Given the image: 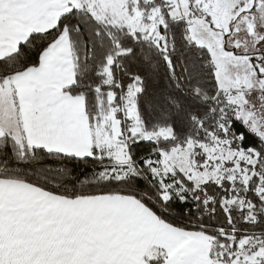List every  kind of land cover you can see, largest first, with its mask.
<instances>
[{
  "label": "snow or ice",
  "instance_id": "snow-or-ice-1",
  "mask_svg": "<svg viewBox=\"0 0 264 264\" xmlns=\"http://www.w3.org/2000/svg\"><path fill=\"white\" fill-rule=\"evenodd\" d=\"M262 4L264 0H252L241 15L255 14ZM67 7L56 29L29 37V42L40 41L38 50L26 48V42L18 46L19 51L36 52L30 57L35 62L24 71L37 67L44 50L68 30L64 21L78 9L71 3ZM96 35L102 48V34ZM115 46V56L109 53L101 66L108 72L118 67L122 54L119 42ZM257 48L247 58L264 85V40ZM18 74L9 58H0V90L6 84L13 88L11 103L0 102V264H264V231L240 227L264 216V135L236 115L238 106L231 115L222 111L216 127L221 139L248 159L222 165L215 154L196 148L193 171L218 166L223 171L222 177L197 183L193 172L165 162V154L177 145L150 134L141 114L140 75H130L123 84L91 86L96 101L92 112L87 93H74L85 98V134L83 117L76 126L73 118L48 110L55 105L33 107L24 115L28 98L18 97L12 83ZM96 75L104 79L99 68ZM221 95L218 88V99ZM249 95L253 110L264 105V87L250 90L245 100ZM133 104L143 131L129 115ZM259 115L264 120V108ZM234 121L258 143L249 144L242 130L233 131ZM141 141L155 147L141 154ZM54 158L64 165L54 167L49 162Z\"/></svg>",
  "mask_w": 264,
  "mask_h": 264
},
{
  "label": "trees",
  "instance_id": "trees-1",
  "mask_svg": "<svg viewBox=\"0 0 264 264\" xmlns=\"http://www.w3.org/2000/svg\"><path fill=\"white\" fill-rule=\"evenodd\" d=\"M165 4V0H153L151 3L142 1L141 8L144 18L152 9L160 8L163 19L161 33L165 39L167 53L161 50L147 32H133L126 26L105 25L83 8L71 14L64 21L68 24V30L64 34L68 35L73 50L75 82L67 92L72 96H77L74 94L76 92L87 93L88 111L92 112L96 101L91 86L98 83L123 84L130 75H140L144 81V93L140 97L141 114L150 134L153 138L172 140L177 145L174 150L166 153L170 156L176 150H185L187 158L189 154L188 159L191 160L183 164L181 170L193 172L192 179L197 183H204L209 179H215L218 174L222 177L223 171L220 167L216 173L214 172L216 168H213L211 171L215 176L212 174L205 176L206 171L211 172L207 169L204 172L193 171L196 148H200L203 153L210 156L215 154L214 159H220L222 165L234 159L247 160L248 157L246 153L231 149L230 141L221 139V129L216 127L220 123L217 117H220L221 112L226 110L231 115L233 108L225 94L219 99L217 97L220 87L216 80L215 65L210 51L189 38V23L186 24L184 19L172 17L167 12ZM76 26L80 28L79 33L76 31ZM56 28L57 25L52 29ZM48 32L49 30L34 34ZM97 32L102 34V48ZM29 37L23 42H26L25 47L38 50L40 41L29 42ZM117 42L122 54L116 60L118 67L113 72H108L101 66L109 53L115 56L118 50L115 46ZM128 48L132 49L129 54L126 51ZM35 55V51L25 53L17 48L14 53L6 57L9 58V64L15 65L20 74L27 65L35 62L30 59ZM166 55L168 60L165 59ZM40 62L41 59L39 64ZM98 68L104 73L103 80L96 75ZM194 118H196L195 122ZM201 120L204 121L203 124L200 123ZM243 122L248 125L244 120ZM233 123L235 125L233 131L242 130L249 144L258 143L257 138L243 125L238 121ZM140 127L143 131L144 125L140 123ZM250 130L253 131L251 128ZM141 143L145 144V152L141 154H146L155 147L152 142L141 141ZM180 145L183 147H179ZM220 156L222 159L219 158ZM49 162L54 167L64 165V161L58 158ZM240 227L242 230L264 231V216H261L256 224H241Z\"/></svg>",
  "mask_w": 264,
  "mask_h": 264
},
{
  "label": "rangeland",
  "instance_id": "rangeland-1",
  "mask_svg": "<svg viewBox=\"0 0 264 264\" xmlns=\"http://www.w3.org/2000/svg\"><path fill=\"white\" fill-rule=\"evenodd\" d=\"M142 1L151 3L153 0H76L75 8L88 10L105 25L126 26L133 32H147L161 50L165 51L166 43L161 33L163 25L161 10L154 8L144 18ZM165 5L172 17L184 19L189 23V38L210 51L220 90L224 92L232 108L238 106L236 115L254 132L264 135L262 131L264 120L259 115L264 105L253 110L249 104V101L255 102L253 96L249 95L248 100H245V95L250 90L255 91L264 87L257 82L247 58L255 55L259 50L257 45L264 40V4L258 6L255 14L243 16L241 13L252 7V0H167ZM65 39L67 35L50 47L51 50L56 51L51 56L61 59L58 66L64 85L68 82L67 78L64 79V68L67 71L68 63L64 61L68 58L63 51L67 48ZM31 73L19 74L14 78L12 83L15 84L17 96L49 97L57 94L58 89L48 86L47 79L45 82L33 79ZM11 94L13 95V88L9 85L4 90H0V96L9 97ZM62 95H65V92ZM82 97H78L79 101H85ZM261 99L264 100V96ZM129 115L134 118L141 130L135 104ZM101 134L102 127L96 132L97 137ZM189 156L188 154V158ZM188 158L185 150H176L172 156L165 154V162L171 161L177 167L189 162L191 159ZM219 158L222 159L221 156ZM219 168L220 166L216 167L217 170L215 169L214 172L217 173ZM214 172L206 171L205 176L209 174L215 176Z\"/></svg>",
  "mask_w": 264,
  "mask_h": 264
},
{
  "label": "crops",
  "instance_id": "crops-1",
  "mask_svg": "<svg viewBox=\"0 0 264 264\" xmlns=\"http://www.w3.org/2000/svg\"><path fill=\"white\" fill-rule=\"evenodd\" d=\"M68 3H71L72 7L75 8L76 0H0V21H3V24L0 25V58L14 53L18 46L27 40L31 34L46 32L55 27L60 18L69 11ZM65 35L67 34H63L61 38ZM65 43L67 48L63 51L68 55V58L64 59L68 62L67 71L64 68V79L67 78L68 81L66 85L62 84L63 81L58 66L61 59L51 56L56 51L51 50L50 47L43 53L39 66L20 73L32 72L33 79H40L43 82L47 79L48 86L58 89L57 94H54L55 96L49 97L21 95L28 98L23 114L26 115L33 107L55 105L54 108L48 107V110L66 118H73L76 126L80 125V118L83 117V131L87 134L88 121L85 116L84 100L79 101L78 97L80 98V96H70L67 92V89L75 82V63L68 35ZM64 92L65 95H62ZM12 96V94L9 97L0 96V102L10 104ZM57 100H59V103H56ZM202 243L206 244L207 242L202 241Z\"/></svg>",
  "mask_w": 264,
  "mask_h": 264
}]
</instances>
